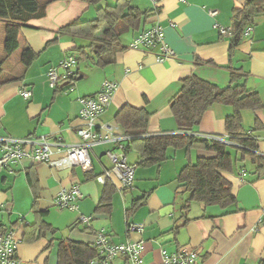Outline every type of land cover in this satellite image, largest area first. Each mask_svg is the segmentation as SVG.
Returning <instances> with one entry per match:
<instances>
[{
  "label": "crops",
  "instance_id": "obj_1",
  "mask_svg": "<svg viewBox=\"0 0 264 264\" xmlns=\"http://www.w3.org/2000/svg\"><path fill=\"white\" fill-rule=\"evenodd\" d=\"M117 0H104L113 5ZM245 0H160L152 10L149 0H130L131 5L149 11L138 30L128 29L119 37L114 61L103 67L79 63L72 72L84 76L72 84L64 80L60 61L73 55L72 49L89 40L64 31L73 20L95 17V7L83 0H52L43 4V14L32 17L19 31L18 58L3 63L0 80V134L38 138H59L76 144L80 123L81 100L96 94L105 81L116 84L105 110L96 123H109L117 135H124L115 121L124 105L149 112L147 133H181L171 112L169 101L179 91L181 80L189 75L219 86L229 83L230 73L242 77L240 82L255 90L262 108L242 111V125L252 130L257 118L262 127L254 134L257 150L264 156V13L254 18L239 44L229 49L230 37L219 33V26H231L235 9ZM209 10H216L214 16ZM158 24L165 43L175 56L157 62L155 54L131 50L128 43L139 32ZM29 46L36 58L28 67L20 61L23 48ZM56 67L58 86H50L47 72ZM64 80V82L62 81ZM62 81V82H61ZM31 92L24 99L21 90ZM231 106L215 104L206 110L194 135L226 137L224 119ZM117 142L94 145L90 150L92 170L78 166L56 168L42 162L21 159L0 170V223L13 229L19 239L17 256L24 264H58L57 247L70 240L93 245L95 233L105 232L113 243L141 241V264H164L162 253L180 247L193 250L196 264H257L264 259V175L256 177L254 165L245 159L224 176L232 185L236 206L221 210L218 206L190 203L185 216L182 204L186 194L178 188L177 174L198 157L212 156L209 151L190 147L167 150L168 159L157 165H136L133 188L119 191L117 181L99 183L96 175L111 166L106 151ZM127 161L136 163L139 144L124 149ZM1 154V151H0ZM61 154L54 153L52 158ZM78 183L82 193L77 210L53 205L58 193ZM108 184V185H106ZM132 213H126L138 201ZM236 207L238 209H236ZM89 218L87 223L79 217ZM127 222L143 223L144 230L126 231ZM124 255L110 264H129Z\"/></svg>",
  "mask_w": 264,
  "mask_h": 264
},
{
  "label": "trees",
  "instance_id": "obj_2",
  "mask_svg": "<svg viewBox=\"0 0 264 264\" xmlns=\"http://www.w3.org/2000/svg\"><path fill=\"white\" fill-rule=\"evenodd\" d=\"M50 1L52 0H0V20L4 23L0 77L4 61L19 46L21 27L32 17L42 15L43 4ZM83 1L95 7V17L88 20L77 18L62 29L89 40L87 45L72 49L76 65L89 62L94 67L103 68L114 61L121 34L130 28L138 30L149 11L131 5L130 0H117L113 5L102 4L104 0ZM261 13H264V0H245L241 8L233 11L230 50L239 44L245 29L251 27L255 16ZM36 56L37 54L27 46L21 51L20 61L24 67H28ZM83 76L82 73L70 70L64 80L71 84ZM241 77L239 73L232 71L229 83L225 86H219L195 75L183 78L179 91L169 101L181 133H147L149 112L144 109L124 105L115 115V121L123 129L124 135L131 136L125 143V149L128 150L133 143L139 144L136 165L150 166L162 163L168 159L169 148L177 150L196 147L212 154L208 157H198L194 163L185 164L177 174L178 188L186 194L182 204L184 216L192 202L204 206H218L224 211L236 206L232 185L224 174L233 172L243 160L249 159L254 165L256 177L264 175V156L257 150L254 134L262 125L257 118L252 130L248 131L242 125V111H256L262 108V103L255 90L240 82ZM2 83L0 80V84ZM215 104L229 105L232 108L231 113L224 119L225 138L230 144L220 142L215 135H194L204 112ZM238 168L242 169L244 165ZM138 203L139 200L132 203L126 210L127 215L133 212ZM96 255L95 246L91 244L65 240L57 247L58 264H90ZM257 264H264V259H260Z\"/></svg>",
  "mask_w": 264,
  "mask_h": 264
},
{
  "label": "built area",
  "instance_id": "obj_3",
  "mask_svg": "<svg viewBox=\"0 0 264 264\" xmlns=\"http://www.w3.org/2000/svg\"><path fill=\"white\" fill-rule=\"evenodd\" d=\"M152 9H156L160 0H149ZM211 16L216 15V10L208 11ZM215 26L222 36H231V26ZM249 31V27L245 32ZM244 32V33H245ZM127 48L131 50H145L155 54L157 62H163L175 56L174 51L165 43L162 27L154 24L139 32L128 43ZM76 65V59L69 56L60 61L59 67L64 70V76L70 74V70ZM47 79L50 86H57L60 80L56 67H51L47 72ZM70 84L68 89H72ZM116 84L105 81L101 89L94 95L82 98V107L79 110L80 123L75 129L79 138L76 144H65L59 138L52 136H41L38 138L15 137L9 134H0V170L9 163L17 162L21 159H29L33 162H42L56 168H66L78 166L82 171L92 170L90 150L94 145L105 142H117V146L106 151V156L111 162V166L102 173L96 175L95 179L99 183L106 181H117L116 188L119 191H127L133 188L135 163L127 161L124 149L125 143L131 138L127 135L115 134L114 127L109 123H96L99 115L107 107ZM24 99L30 97L31 92L27 89L21 90ZM222 143L230 144L225 137L214 136ZM54 153H60L57 158H52ZM82 193L78 183H73L68 188L62 189L53 201V205L59 209L77 210L78 201ZM4 205H0V211ZM79 221L87 223L88 217L81 216ZM143 223L127 222L126 231L142 233ZM19 239L13 229L5 228L0 223V264H24L17 256ZM93 245L97 255L90 261V264H110L119 255H124L129 264H141V241H127L113 243L109 236L103 231L95 233ZM164 264H196L197 254L186 247H180L172 253H162Z\"/></svg>",
  "mask_w": 264,
  "mask_h": 264
},
{
  "label": "rangeland",
  "instance_id": "obj_4",
  "mask_svg": "<svg viewBox=\"0 0 264 264\" xmlns=\"http://www.w3.org/2000/svg\"><path fill=\"white\" fill-rule=\"evenodd\" d=\"M4 23L3 21L0 20V57L3 53V35H4ZM18 49L11 55V57L9 59L13 60L18 58ZM232 151V150H231Z\"/></svg>",
  "mask_w": 264,
  "mask_h": 264
}]
</instances>
